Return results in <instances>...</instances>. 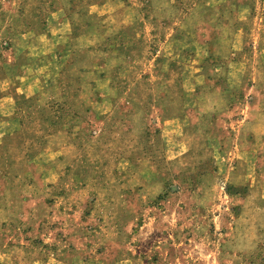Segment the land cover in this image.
<instances>
[{
  "label": "rangeland",
  "instance_id": "obj_1",
  "mask_svg": "<svg viewBox=\"0 0 264 264\" xmlns=\"http://www.w3.org/2000/svg\"><path fill=\"white\" fill-rule=\"evenodd\" d=\"M0 264H264V0H0Z\"/></svg>",
  "mask_w": 264,
  "mask_h": 264
}]
</instances>
